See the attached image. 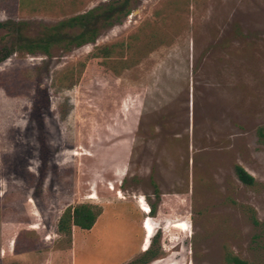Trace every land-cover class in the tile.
Wrapping results in <instances>:
<instances>
[{"label": "rangeland", "instance_id": "obj_1", "mask_svg": "<svg viewBox=\"0 0 264 264\" xmlns=\"http://www.w3.org/2000/svg\"><path fill=\"white\" fill-rule=\"evenodd\" d=\"M53 1L36 12L1 5L0 21L36 33L110 0ZM152 30L154 47L127 54L119 75L92 58ZM80 64L74 85L59 83ZM39 90L50 106L35 110ZM259 128L264 0H137L95 43L14 54L0 65V264H128L148 248L150 264H229L227 249L264 264ZM78 204L103 213L69 244L58 222Z\"/></svg>", "mask_w": 264, "mask_h": 264}, {"label": "trees", "instance_id": "obj_2", "mask_svg": "<svg viewBox=\"0 0 264 264\" xmlns=\"http://www.w3.org/2000/svg\"><path fill=\"white\" fill-rule=\"evenodd\" d=\"M78 0H69V4L74 5ZM53 0H0V7L6 9L12 7L19 11L36 12L39 8L45 7L52 9ZM13 3V4H12ZM137 0H110L105 4L94 7L93 9L66 17L51 25H42L36 33H32L31 25L25 20L7 19L0 21V65L10 59L16 53L29 55L44 54L52 55V50L62 48L66 52L83 47L87 44L95 43L103 31L121 24L133 12ZM62 6V5H61ZM160 32L152 30L143 34L142 37L131 36L127 40L116 42L96 48L92 54L93 59H101L105 66L109 67L115 74L119 75L121 69L131 65V58L127 54H134L138 50L154 47V42L159 39ZM77 76L75 72H68L59 79V83L70 80L74 85L81 74L84 64H80ZM34 108L40 106L49 107L50 100L46 91L39 90L35 96ZM258 134L264 137V128H259ZM235 174L238 180L246 186L253 187L256 184L255 178L242 166H235ZM103 213V209L92 204H78L68 207L58 222V232L64 235L68 243L73 240L74 227L90 231L96 225ZM251 221L254 225L259 222L253 209H249ZM156 257V253L148 248L142 256L128 264H150ZM226 261L229 264H246L228 249L226 251Z\"/></svg>", "mask_w": 264, "mask_h": 264}, {"label": "crops", "instance_id": "obj_3", "mask_svg": "<svg viewBox=\"0 0 264 264\" xmlns=\"http://www.w3.org/2000/svg\"><path fill=\"white\" fill-rule=\"evenodd\" d=\"M99 219H100V218H99ZM99 219H98V220H99ZM97 222H98V221H97ZM96 224H97V223H96ZM93 228H94V227H93Z\"/></svg>", "mask_w": 264, "mask_h": 264}]
</instances>
